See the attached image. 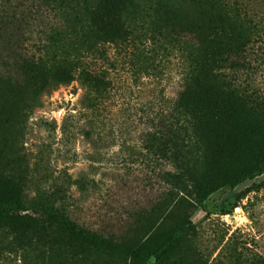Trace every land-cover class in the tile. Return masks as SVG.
Instances as JSON below:
<instances>
[{"label":"rangeland","instance_id":"obj_1","mask_svg":"<svg viewBox=\"0 0 264 264\" xmlns=\"http://www.w3.org/2000/svg\"><path fill=\"white\" fill-rule=\"evenodd\" d=\"M32 27L24 45L35 52ZM142 40L148 59L137 67L129 50L108 43L84 54V67L105 71L100 96L76 74L34 100L16 52L8 67L0 60V200L56 189L54 203L68 205L74 220L131 250L148 252L182 230L162 264H264V173L235 185L236 145L210 146L196 180L178 186L163 179L171 165L144 148L149 102L174 99L183 83L176 46ZM256 81L264 90V66ZM70 248L54 250L21 220L0 219V264L155 262L86 243Z\"/></svg>","mask_w":264,"mask_h":264},{"label":"trees","instance_id":"obj_2","mask_svg":"<svg viewBox=\"0 0 264 264\" xmlns=\"http://www.w3.org/2000/svg\"><path fill=\"white\" fill-rule=\"evenodd\" d=\"M32 24L38 27L35 52L24 45ZM141 38L176 46L180 60L183 88L174 99L162 94L157 104L149 102L144 133L147 152L171 165L163 179L177 186L195 181L210 146L230 144L242 159L231 177L235 185L264 173V90L256 81L264 66V0H0V60L8 67L9 50L16 52L30 73L34 100L76 74L100 96L105 71L84 67V54L108 43L129 50L137 67L148 59L136 41ZM54 191L27 202L0 200V219L21 220L65 254L78 242L140 260L154 257V264H162L181 237L182 230L172 232L148 252L122 248L74 220L68 205H56Z\"/></svg>","mask_w":264,"mask_h":264}]
</instances>
